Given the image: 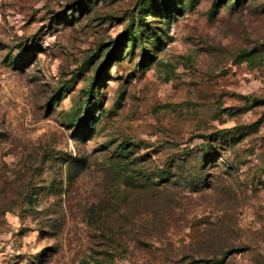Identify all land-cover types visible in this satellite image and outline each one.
<instances>
[{"label": "rangeland", "instance_id": "1", "mask_svg": "<svg viewBox=\"0 0 264 264\" xmlns=\"http://www.w3.org/2000/svg\"><path fill=\"white\" fill-rule=\"evenodd\" d=\"M0 264H264V0H0Z\"/></svg>", "mask_w": 264, "mask_h": 264}, {"label": "trees", "instance_id": "2", "mask_svg": "<svg viewBox=\"0 0 264 264\" xmlns=\"http://www.w3.org/2000/svg\"><path fill=\"white\" fill-rule=\"evenodd\" d=\"M115 57H117V51H116V49H112V50H110V51L108 52V54H107V56H106V60H105L104 63H107L109 60L114 59ZM104 63H103L102 66L100 67V70L103 69V67H104V65H105ZM85 120H87V119L79 118V121H80L81 124H82V122L85 121ZM80 123H78L77 128L82 129L83 126H82Z\"/></svg>", "mask_w": 264, "mask_h": 264}]
</instances>
